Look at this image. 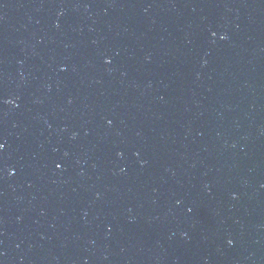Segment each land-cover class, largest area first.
<instances>
[{
	"label": "water",
	"instance_id": "obj_1",
	"mask_svg": "<svg viewBox=\"0 0 264 264\" xmlns=\"http://www.w3.org/2000/svg\"><path fill=\"white\" fill-rule=\"evenodd\" d=\"M0 264H264V0H0Z\"/></svg>",
	"mask_w": 264,
	"mask_h": 264
},
{
	"label": "snow or ice",
	"instance_id": "obj_2",
	"mask_svg": "<svg viewBox=\"0 0 264 264\" xmlns=\"http://www.w3.org/2000/svg\"><path fill=\"white\" fill-rule=\"evenodd\" d=\"M4 147V145L3 144H0V149H2Z\"/></svg>",
	"mask_w": 264,
	"mask_h": 264
}]
</instances>
